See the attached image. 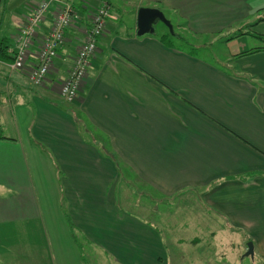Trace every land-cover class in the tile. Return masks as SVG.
I'll return each instance as SVG.
<instances>
[{
    "label": "crops",
    "instance_id": "crops-1",
    "mask_svg": "<svg viewBox=\"0 0 264 264\" xmlns=\"http://www.w3.org/2000/svg\"><path fill=\"white\" fill-rule=\"evenodd\" d=\"M41 1L9 0L20 3L10 19L11 50ZM103 1L110 6L105 34L68 104L60 85ZM75 8L79 22L66 31L43 87H28L25 72L0 82L13 92L0 98V264H120L112 259L127 247L106 245L120 233V241L137 243L130 253L161 264L159 248L171 238L141 216L121 215L116 188L115 199L106 197L120 160L169 199L196 193L215 222L241 235L245 250L254 244V264H264V43L252 50L242 43L249 35L260 40L253 30L264 38V0H87ZM142 8L170 15L173 31L156 26L155 34L138 36ZM187 32L210 44L237 33L227 46L239 47L205 57L169 41ZM9 68L0 61V74Z\"/></svg>",
    "mask_w": 264,
    "mask_h": 264
},
{
    "label": "rangeland",
    "instance_id": "rangeland-1",
    "mask_svg": "<svg viewBox=\"0 0 264 264\" xmlns=\"http://www.w3.org/2000/svg\"><path fill=\"white\" fill-rule=\"evenodd\" d=\"M23 2V0H20ZM20 3H11L9 0H3L0 8V24L3 25L2 29L10 32L9 24L10 19L13 17L12 10L17 9ZM12 16V17H11ZM25 16L24 18H26ZM166 18L171 19L170 15H166ZM170 21V20H169ZM173 25L175 28L180 29V24L178 21L174 20ZM165 30L168 33V29L163 24L157 25V31ZM237 33H228L225 39H221L218 42L210 44V40H204L202 38H197L192 36L191 33H182L183 40L179 41L175 37L170 36L169 41L181 46L182 49L191 52L198 56L212 57L213 55H225L228 52H235L238 49V44L234 46H227L228 40L235 36ZM253 35H261V29L253 30ZM263 34V33H262ZM3 33L0 35V37ZM16 37H14L15 40ZM248 45L247 49L252 50V48L262 45L264 42L257 40L252 35L247 36L246 40L242 41ZM198 44L200 47H195ZM221 59V58H219ZM11 67V65H10ZM12 75L25 76L23 73L13 67L9 68V71H5L4 74H0V82L11 80ZM13 78V77H12ZM29 80V79H28ZM28 87L33 90H37L36 87L30 80ZM27 87V86H25ZM13 92L8 87H2L0 83V98L8 96ZM3 95V96H2ZM94 129V128H93ZM94 138L107 146L109 145V140L103 134H101L96 129L92 130ZM1 133V132H0ZM121 167L119 177L117 182L113 185V190L107 192V199H115V188L117 189V200H120L118 206L121 210L120 214H131L133 216H141L142 219L148 220V222L154 224L159 228L163 235L170 237L168 241H165L166 247L159 248L160 255L157 256V261L160 260L161 264H254L252 258H243V253L246 252L244 245H240V236L236 232H232L227 224L224 222H215L212 213L208 214L207 210L200 203V199L197 197L196 193L184 194L183 196H176L174 199H169L171 195H162L154 187H151L149 183L146 182L137 173H134L131 166L127 163L118 162ZM62 212H65L62 210ZM211 215L212 217H210ZM31 228V225L28 229ZM27 229V230H28ZM227 230H230L229 232ZM219 231L217 238L212 239L210 233ZM122 233L119 236L108 239L107 247H111L114 252L115 245L121 248L123 246L127 247L124 249V255H117L114 259L116 262H125L128 258L132 261L143 260L142 264H149L147 255L144 252L138 254H132V250H136L137 243L134 239L129 236L126 239L120 241ZM128 235V234H127ZM199 237L198 242L192 241L194 238ZM107 242V241H106ZM245 248V249H244ZM167 249V250H166ZM168 258L166 257L167 251ZM129 256H126V253ZM243 253H242V252ZM166 252V253H165ZM95 258V255H93ZM97 259V258H95ZM152 259V258H151ZM169 262V263H168ZM130 263V262H128ZM135 263V264H137ZM97 264H99L97 262ZM108 264L109 260H108Z\"/></svg>",
    "mask_w": 264,
    "mask_h": 264
},
{
    "label": "built area",
    "instance_id": "built-area-1",
    "mask_svg": "<svg viewBox=\"0 0 264 264\" xmlns=\"http://www.w3.org/2000/svg\"><path fill=\"white\" fill-rule=\"evenodd\" d=\"M87 0H45L33 6L21 25L15 38L16 48L10 53L14 57L11 67L28 75V79L38 88L45 85L48 75L55 67L58 51L65 45L66 31L79 22L75 3ZM110 6L103 1L95 10L86 32L85 40L80 46L73 67L60 85V94L66 103L77 100L82 83L88 76L91 62L98 51V40L106 31V21ZM52 21L48 32L40 35V29ZM33 48H37L34 53ZM30 57L34 62L30 64Z\"/></svg>",
    "mask_w": 264,
    "mask_h": 264
},
{
    "label": "water",
    "instance_id": "water-1",
    "mask_svg": "<svg viewBox=\"0 0 264 264\" xmlns=\"http://www.w3.org/2000/svg\"><path fill=\"white\" fill-rule=\"evenodd\" d=\"M3 0H0V8ZM163 24L173 31V27L170 21L165 15L158 9L142 8L139 10L138 15V36H144L148 34H155L156 26ZM254 258V244L249 242L247 245V251L244 254V258Z\"/></svg>",
    "mask_w": 264,
    "mask_h": 264
},
{
    "label": "trees",
    "instance_id": "trees-1",
    "mask_svg": "<svg viewBox=\"0 0 264 264\" xmlns=\"http://www.w3.org/2000/svg\"><path fill=\"white\" fill-rule=\"evenodd\" d=\"M42 1H45V0H42ZM2 26L3 25L0 24V35L3 33V29H4V28L2 29ZM9 26L13 27V25L11 23L9 24ZM11 31H12V29H10V32L8 34L2 35L0 37V61L3 62V63L10 64L12 66V64L14 62V57H13V55L10 52L13 51V50H11L12 49L11 41L13 40V35L15 33L12 35V38H11V36H10L11 35ZM16 35H15V37H16ZM256 37L264 42L263 36H260V35L257 36L256 35ZM257 50H259V49L253 50V51H251V53H254Z\"/></svg>",
    "mask_w": 264,
    "mask_h": 264
}]
</instances>
